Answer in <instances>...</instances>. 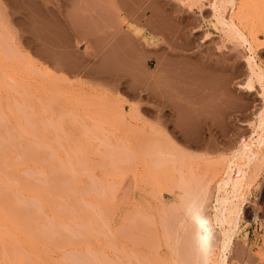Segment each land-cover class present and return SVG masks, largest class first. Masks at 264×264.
Here are the masks:
<instances>
[{"label":"rangeland","instance_id":"1","mask_svg":"<svg viewBox=\"0 0 264 264\" xmlns=\"http://www.w3.org/2000/svg\"><path fill=\"white\" fill-rule=\"evenodd\" d=\"M61 2L0 0V210L28 234L19 245L41 264H218L226 240L227 264H264V0L138 2L141 14H166L165 33L131 24L118 8L150 49L196 63L165 69L178 84L171 97L156 79L155 93L131 94L56 68L46 55L54 50L60 64L63 49L45 45L44 24L62 19ZM83 48L77 41L73 59ZM175 103L192 115L184 124L193 136ZM244 140L229 184L240 209L225 202L231 212L220 223L217 180Z\"/></svg>","mask_w":264,"mask_h":264},{"label":"crops","instance_id":"2","mask_svg":"<svg viewBox=\"0 0 264 264\" xmlns=\"http://www.w3.org/2000/svg\"><path fill=\"white\" fill-rule=\"evenodd\" d=\"M140 1L142 0H68L65 4L61 2L62 19H50L46 16L44 26L48 31V43L45 45L51 44L53 48L61 46L63 50L60 56L64 60L58 64L55 58H52L55 55L54 50L46 55V59L58 69L84 70L100 81L111 82L114 88L123 85L131 94H137L145 88L150 93H155L150 87L155 79L154 84L161 77H165L161 76L165 69L171 71L176 68V73L181 74L183 63L187 64L190 70L196 63L190 58L173 54L171 50L150 49L133 30L122 25V15L119 14L118 8L123 12V16L137 27L145 25L154 33L167 31L166 14L157 7L141 14L136 7ZM53 7L59 8L56 3H53ZM54 8L50 9L56 14ZM46 12L48 14V10ZM77 41L84 45L79 60L72 57ZM150 59L155 62L152 69L149 67ZM174 105L178 110L181 109L179 104Z\"/></svg>","mask_w":264,"mask_h":264},{"label":"bare ground","instance_id":"3","mask_svg":"<svg viewBox=\"0 0 264 264\" xmlns=\"http://www.w3.org/2000/svg\"><path fill=\"white\" fill-rule=\"evenodd\" d=\"M64 60V59H63ZM62 59H61V62L63 61ZM185 67H187V66H185ZM249 68H250V66H249ZM185 69V68H184ZM186 72H188L187 70H185ZM184 71V73H185V77L187 78L188 76H186V72ZM249 71H251V72H253L252 71V67H251V70L249 69ZM171 72V71H170ZM172 73V72H171ZM188 74V73H187ZM199 75H200V73H198ZM197 74V75H198ZM206 74V73H205ZM251 74V73H250ZM171 75V74H170ZM170 75H166L165 77H161L155 84H154V86H158V87H161L160 89H162L163 91H161L163 94H165V93H168V91L167 90H171V91H173V93L176 91V94H177V91L179 92V90H178V84L177 83H174L173 81L176 79V77L175 76H172V77H175V78H172L173 79V81H172V79L170 80V78H169V76ZM173 75V74H172ZM197 75H193V76H195V78H196V76ZM198 75V76H199ZM183 76V75H182ZM184 76H183V78H184ZM201 76V75H200ZM202 76H204L203 78H206V77H208V75L207 76H205V75H202ZM210 76H211V74H210ZM214 77V83H215V76H212V77H209V78H213ZM189 78H192L191 76H189L188 77V79ZM219 78V77H218ZM198 79H200V77L198 78ZM197 79V81L199 82L200 80H198ZM182 80V79H181ZM191 80V79H190ZM193 80H195V79H193ZM192 80V81H193ZM209 80V79H208ZM217 80V79H216ZM182 81H184V80H182ZM192 81H191V83H192ZM203 81H204V83L206 84V82H205V79H203ZM209 81H211V80H209ZM187 82V79H185V82H183V83H186ZM190 82V81H189ZM202 82V81H201ZM188 83V82H187ZM182 84V83H181ZM189 84V83H188ZM198 84V83H197ZM205 84H203V85H205ZM207 84H209V83H207ZM206 84V85H207ZM212 84V83H211ZM211 84H210V86H211ZM216 84V83H215ZM187 85V84H186ZM190 85V84H189ZM191 85H193V83L191 84ZM190 85V86H191ZM214 85V84H213ZM213 85H212V88H213ZM153 85H152V87L153 88H151V90H153V89H157V88H155ZM215 86V85H214ZM180 87H182V85H180ZM183 87H185V86H183ZM187 87H189L188 85H187ZM193 87V86H192ZM208 87H209V85H208ZM239 89H243L244 87H243V85L242 84H239L238 86H237ZM184 90V88H181V90ZM214 89V88H213ZM159 90V89H158ZM165 90H166V92H165ZM183 90L180 92L181 94L183 93ZM186 90L188 91V89L186 88ZM197 90H193V92H196ZM159 92H160V90H159ZM161 92H160V94H161ZM185 93H186V91H184ZM191 92V91H190ZM192 92V94H195V93H193ZM169 93H171L172 94V92H169ZM168 93V94H169ZM198 93V92H197ZM163 94H162V96H163ZM171 94H169V97H171ZM175 94V93H174ZM173 94V95H174ZM184 94V93H183ZM187 94V93H186ZM185 94V95H186ZM189 94H191V93H189ZM209 94H211V93H209ZM197 94H195L194 95V97L196 96ZM165 97H166V95H164ZM172 97H174V96H172ZM185 97H188V99H190V97H193V95H191L190 97H189V95L188 96H185ZM167 98H168V95H167ZM174 98H170V101L171 100H173ZM187 99V100H188ZM200 99V98H199ZM204 99V98H203ZM169 101V100H168ZM185 101V100H184ZM189 101V100H188ZM179 118H178V122H179V120H180V124H179V126L181 125V129H182V132L184 133V134H186L187 136L188 135H190V136H193L192 134H193V131H192V129L190 128V126L188 125L187 126V124L185 123L184 124V122H185V120H187V118H189L190 116H192L191 114H188L187 115V113L188 112H186V111H184V110H182V109H179ZM186 112V113H185ZM261 113V112H260ZM190 115V116H189ZM211 115V114H210ZM191 118V117H190ZM189 118V119H190ZM188 119V120H189ZM192 119V118H191ZM189 122V121H188ZM178 126V125H177ZM261 127V126H260ZM262 128H264V127H262ZM259 129V128H258ZM261 129V128H260ZM194 130V129H193ZM253 133V132H252ZM254 134V133H253ZM259 134V133H258ZM195 135V134H194ZM189 136V137H190ZM254 135H252L251 134V137H249V140H250V138H254L253 137ZM255 139V138H254ZM253 140V139H252ZM257 140V139H256ZM250 143H252V141L250 142ZM255 143H256V141H255ZM259 144V143H258ZM246 145H247V141L246 140H244L242 143H240V146H238L237 148H236V154L232 157V159L227 163V170L224 172V174H225V178H222V179H218L217 181H218V185H216V186H218V188L216 189L217 191V196H216V199H215V213H214V217H215V219H218V221L221 223V222H223V221H225V212L227 213V211L229 210V208H228V210H227V208H225V206H224V203L226 202L227 204H228V202H229V207H230V209H233V208H235L236 207V204H235V202H234V196H233V194L235 193H237L238 191H236V189H237V187H235L234 185V187L232 186V190H230L229 189V184H230V181H232V182H236L237 180H238V177H235V178H233V173L235 172V158H236V156L237 155H239L240 153H241V151L244 149V147H246ZM250 145V144H249ZM248 145V146H249ZM254 145H256V144H254ZM12 163V162H11ZM13 164V163H12ZM259 166V165H258ZM8 167V166H7ZM259 168V167H258ZM3 169V168H2ZM220 169V168H219ZM218 169V170H219ZM3 171V170H2ZM4 172V171H3ZM6 173V172H5ZM1 174V173H0ZM3 175V174H2ZM255 174H253V176H254ZM253 176H252V178H253ZM256 176V175H255ZM247 177V176H246ZM244 178H245V176H244ZM250 178V177H249ZM7 179V178H6ZM12 179H14V177H12ZM1 180V179H0ZM252 180V179H251ZM216 181V182H217ZM249 182H250V180H249ZM13 184V183H12ZM217 184V183H216ZM248 184V183H247ZM34 185V184H33ZM236 188V189H235ZM40 189V188H39ZM229 189V190H228ZM38 191V190H37ZM26 192V191H25ZM30 193V192H29ZM4 196H5V194H3ZM2 195V196H3ZM224 196V197H222V200H220V198H218V196ZM240 196V195H239ZM244 196V195H243ZM46 197V196H45ZM30 198H32V197H30ZM29 198V199H30ZM33 199V198H32ZM35 199H36V197H35ZM2 200V199H1ZM5 200V199H4ZM7 200V199H6ZM37 201V200H36ZM38 201H40L39 199H38ZM11 202V201H10ZM30 203V202H29ZM43 203V202H42ZM4 203H2V205H3ZM33 204H35V202L33 203ZM33 204H31L32 206H33ZM39 204V203H38ZM226 204V205H227ZM1 205V204H0ZM36 205V204H35ZM222 205V206H221ZM30 206V205H29ZM42 206V205H41ZM41 206H38V207H40L39 209V211H41ZM10 207V206H9ZM32 208V207H31ZM36 209H38L37 207H36ZM43 209V208H42ZM240 209V207L238 206V209L237 208H235V210H239ZM3 210H5V209H3ZM7 210V209H6ZM10 209H8V211H9ZM17 210V209H16ZM12 211V210H11ZM230 212H231V210H229ZM19 212V211H18ZM42 212V211H41ZM235 212V211H234ZM12 213H13V211H12ZM16 214V213H15ZM34 214V213H33ZM36 214H38V212H36ZM235 214V213H234ZM237 215H238V213H236ZM236 215V216H237ZM42 216V215H41ZM228 216V215H227ZM35 217H36V215H35ZM229 217V216H228ZM238 217V216H237ZM24 218V217H23ZM30 218H31V216H30ZM34 218V217H33ZM32 218V219H33ZM236 218V217H235ZM42 219V218H41ZM89 219V218H88ZM229 219V218H228ZM34 221H36V220H34ZM87 221V220H86ZM86 221H84V222H86ZM234 221H236L235 219H234ZM89 222V221H88ZM87 222V223H88ZM228 222H229V220H228ZM227 222V223H228ZM16 222L10 217V216H6V215H4L3 213H2V211L0 210V264H24L25 262H27L28 264H41V260L40 259H37V258H35V257H31L30 255L32 254V253H35L36 252V250L35 249H33L32 247H31V245H29L28 244V246L24 249L22 246H20L19 244H22L21 242L22 241H24V242H26V243H28V239H29V236H28V234L26 233V232H24V231H22L21 230V228L18 226V225H16L15 224ZM230 223L231 222H229V225H230ZM89 225V224H88ZM228 225V224H227ZM233 225H235V224H233ZM89 227H91L90 225H89ZM229 228V227H228ZM233 228V227H232ZM30 229V228H29ZM92 229V228H91ZM230 229L231 228H229V229H224V230H222L221 232H223L224 233V235H227V233L230 231ZM32 230V229H31ZM40 230V229H39ZM42 231V230H41ZM74 233H76V232H74ZM35 234H36V232H35ZM72 235H73V233H72ZM48 236V235H47ZM224 237V236H223ZM65 238V237H64ZM44 239V238H43ZM65 239H67V242H69V240H71V239H69L68 240V238H65ZM64 239V240H65ZM42 240V239H41ZM73 240V239H72ZM225 240V239H224ZM54 241V240H53ZM66 241V240H65ZM227 241L225 240V241H223V243H222V245H221V249H219L220 250V254H219V262H218V264H227V250H228V247H229V242H227ZM50 243H52V242H50ZM55 243V242H54ZM53 244V243H52ZM67 244V243H66ZM19 245V246H18ZM56 245H57V243H56ZM55 246V245H54ZM53 246V247H54ZM60 248V247H59ZM26 251L28 254H29V256L28 255H26V256H24L23 254H20V252H23V251ZM25 252V253H26ZM74 257H76V256H74ZM73 257V258H74ZM72 258V257H71ZM72 258V259H73ZM68 260H70L69 258H67ZM77 259V258H76ZM61 260V259H60ZM78 260V259H77ZM73 261H75L76 262V260H74L73 259ZM75 262H73V263H75ZM79 262H80V260H79ZM69 264V263H68ZM78 264H80V263H78ZM84 264H85V262H84ZM213 264V263H212Z\"/></svg>","mask_w":264,"mask_h":264}]
</instances>
